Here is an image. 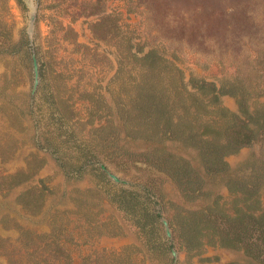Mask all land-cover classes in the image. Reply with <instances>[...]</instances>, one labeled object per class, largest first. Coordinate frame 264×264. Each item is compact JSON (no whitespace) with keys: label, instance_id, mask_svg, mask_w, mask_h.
I'll return each mask as SVG.
<instances>
[{"label":"rangeland","instance_id":"374dc122","mask_svg":"<svg viewBox=\"0 0 264 264\" xmlns=\"http://www.w3.org/2000/svg\"><path fill=\"white\" fill-rule=\"evenodd\" d=\"M4 28L13 42L25 31L31 54L0 49V264H169L85 157L156 192L178 264H263L213 238L191 251L185 224L219 206L264 245V0H0ZM152 95L156 129L140 114ZM234 115L254 139L208 169L202 147L226 145Z\"/></svg>","mask_w":264,"mask_h":264},{"label":"trees","instance_id":"16d2710c","mask_svg":"<svg viewBox=\"0 0 264 264\" xmlns=\"http://www.w3.org/2000/svg\"><path fill=\"white\" fill-rule=\"evenodd\" d=\"M20 6H24L23 0H16ZM0 34H4V39L0 40V49L3 53H17L19 55H29L31 54V50L29 48V41L27 39V35L25 31H21L19 40L13 42L9 39V35L7 34V31L5 28L0 31ZM145 59H149L150 55L148 57L145 56ZM151 60V59H150ZM154 61V60H151ZM199 91H202L203 88H198ZM223 91V92H222ZM224 93V90H219L214 87L211 90L210 95L206 96V99L208 98L209 101L211 100L212 104L216 105L220 101L221 94ZM45 97L53 98L51 92L45 91L44 93ZM151 99V100H150ZM150 100V107L144 106V112L141 111L140 114H143L145 119L146 117V126L150 127V124L153 122H156L154 125V129H156L157 125H160V122H164L166 118V111L165 109L159 105V102L157 101V98L152 95L148 98V101ZM147 101V102H148ZM149 107V108H145ZM29 108H31L29 104ZM54 108H52L53 110ZM243 113H248L247 108L243 105V109L241 110ZM227 116V115H225ZM223 116V117H225ZM154 119V120H153ZM167 122L169 123V119ZM234 125L229 127L227 130V136H228V142L226 145H223V147L218 146H211L210 148L202 147L203 153L206 152L205 157L206 163L208 165V169L215 170L218 165L223 164V158L226 157L229 153H233L242 147L248 146L251 144V142L254 139V134L251 129H249V124L243 119L238 117L237 115L233 116ZM170 124V123H169ZM168 124V125H169ZM153 128V126H151ZM210 128V126H209ZM212 130V129H211ZM215 139H219L218 136H216ZM222 163V164H221ZM189 184V182H187ZM156 193V192H155ZM118 198V197H117ZM215 209H209V210H202L201 213H195V211L190 210L188 211L189 219L187 220V224H185L186 227L190 230L189 235L190 239L188 240L189 247L191 246V251H194V249H201L204 247L203 241L205 239H209V242H211V238H213L211 244H219L223 248H230V249H243L246 251V254L252 255L253 252H257L255 254L261 256H264V245H260L257 242H254L253 240H250L251 238L246 237V232L249 229V226L244 223L245 222V216H237L234 220H232V228L231 231L228 230V227H226L224 220L225 215L223 214V211L219 206H216ZM122 210V208H121ZM217 210H219L221 213L218 214ZM123 211V210H122ZM222 215V216H221ZM220 216V217H219ZM264 220V213L259 218V221H261L259 224L262 225V221ZM170 222V221H169ZM138 223H140V220H138ZM259 253V254H258ZM256 258V256H252ZM261 261V260H260ZM132 260L129 256H118L117 259L111 260H101L98 259L97 264H132ZM261 263L264 264V262L261 261ZM134 264V263H133ZM230 264H237V263H230Z\"/></svg>","mask_w":264,"mask_h":264},{"label":"flooded vegetation","instance_id":"af4514ba","mask_svg":"<svg viewBox=\"0 0 264 264\" xmlns=\"http://www.w3.org/2000/svg\"><path fill=\"white\" fill-rule=\"evenodd\" d=\"M85 159H87L86 165H84L80 170L83 171L88 167H91V169L95 171V176L99 178L101 183H107L108 176L106 173L102 171L99 166L94 164L96 159L93 157H85ZM113 182V185L119 188L117 193L114 194L119 200H121L123 204L121 207L123 212L128 214V217H130L131 220H140V229L146 230L147 233H152L154 247H157L158 252L169 259V264H174L176 262V257L174 256L173 250L176 247V240H174L175 243L173 245H170L168 242L164 241L165 232L163 225L160 222V216L158 215L157 209V207L161 206V204L159 203V199L155 191L148 187H141L143 191L142 193L131 192L122 187V184H118L115 181Z\"/></svg>","mask_w":264,"mask_h":264},{"label":"water","instance_id":"95a60500","mask_svg":"<svg viewBox=\"0 0 264 264\" xmlns=\"http://www.w3.org/2000/svg\"><path fill=\"white\" fill-rule=\"evenodd\" d=\"M23 1H24L25 5H27V0H23ZM34 19H35V16L31 15L32 24H33ZM31 47H33V44H31ZM32 58H33V73H34V85H33V91H32V97H33L32 98V103H33L34 97L36 95L37 89H38L39 84H40V71H39L38 59L36 57V52L34 51V49H32ZM100 167L107 174V176L110 179H112L113 181H115L116 183H118V184H126V182L121 180L117 175L111 173L107 169L106 166L100 164ZM157 209H158V215L160 216V222L163 225V229H164V232H165L164 241L168 242L170 245H173L174 244V237H173V233H172L170 222L164 216L161 206H158ZM173 251H174V256L176 257V262L174 264H178L177 253H176L175 249Z\"/></svg>","mask_w":264,"mask_h":264}]
</instances>
